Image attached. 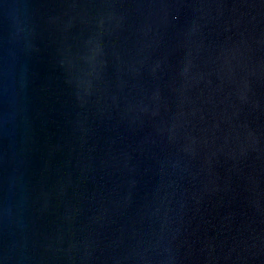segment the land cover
Listing matches in <instances>:
<instances>
[{
    "label": "water",
    "instance_id": "water-1",
    "mask_svg": "<svg viewBox=\"0 0 264 264\" xmlns=\"http://www.w3.org/2000/svg\"><path fill=\"white\" fill-rule=\"evenodd\" d=\"M0 264H264V0H0Z\"/></svg>",
    "mask_w": 264,
    "mask_h": 264
}]
</instances>
